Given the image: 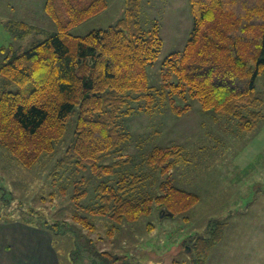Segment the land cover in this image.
<instances>
[{
  "label": "trees",
  "instance_id": "16d2710c",
  "mask_svg": "<svg viewBox=\"0 0 264 264\" xmlns=\"http://www.w3.org/2000/svg\"><path fill=\"white\" fill-rule=\"evenodd\" d=\"M141 2L125 0L123 16L114 24L73 35L69 30L105 9L107 0H45L56 32L23 50L10 45L0 61V147L19 164L28 168L52 153L76 114L74 135L56 167L88 169L98 179L90 203L81 202L88 180L80 176L70 183L71 216L91 230L86 213L133 221L148 214L154 202L173 214L199 201L196 192L173 182L171 169L183 150L177 143L155 145L146 155L147 164L164 176L159 193L142 190L140 172L117 175L128 161L122 152L131 134L124 121L134 113L167 105L181 115L190 109L185 100L190 97L204 111L235 118L242 131L255 130L264 119V99L256 90V78L264 74V0H189L193 28L183 49L163 59L157 87L149 85L147 67L163 44L160 25L142 24ZM8 26L15 38L33 28L21 21ZM57 174L58 169L51 171V182L67 194ZM65 222L45 219L41 227L66 235ZM226 225L213 217L195 237L198 264L222 240ZM90 242L77 252L80 264H126L124 257L92 249Z\"/></svg>",
  "mask_w": 264,
  "mask_h": 264
},
{
  "label": "rangeland",
  "instance_id": "374dc122",
  "mask_svg": "<svg viewBox=\"0 0 264 264\" xmlns=\"http://www.w3.org/2000/svg\"><path fill=\"white\" fill-rule=\"evenodd\" d=\"M44 2L0 0V61L10 45L23 50L56 32L55 23L44 11ZM124 7L125 0H107L105 9L69 32L84 35L92 29L106 28L123 16ZM140 12L145 27H152L154 20L160 25L163 44L147 67L148 83L157 87L163 59L183 49L193 28V16L189 0H142ZM14 21L33 28L15 38L8 26ZM256 90L264 99V74L256 78ZM185 100L191 107L181 115L173 114L164 105L152 112H136L124 121L131 134L122 152L128 161L118 168L117 175L140 172L144 175L142 190L157 194L164 176L147 164L146 155L155 145L180 144L182 154L171 175L175 185L199 195V201L190 209L169 214L154 202L148 214L120 222L86 213L94 228L83 227L71 216L75 206L70 200V183L84 176L88 192L81 202L90 203L95 200L98 179L88 169L56 167L74 135L73 114L55 150L42 155L31 167L22 166L0 147V224L28 221L42 228L45 219H65L66 235H53L45 229L58 264H80L77 252L88 239L92 249L115 253L124 257L126 264H198L195 237L207 230L211 218L226 221L224 217L230 214L222 240L211 246L202 264H264V242L259 241L264 235V119L255 130L242 131L235 118L204 111L194 98ZM260 109L264 112V104ZM112 160L110 157L103 162ZM55 168L57 182L67 187V194L51 182Z\"/></svg>",
  "mask_w": 264,
  "mask_h": 264
},
{
  "label": "crops",
  "instance_id": "0c3cea01",
  "mask_svg": "<svg viewBox=\"0 0 264 264\" xmlns=\"http://www.w3.org/2000/svg\"><path fill=\"white\" fill-rule=\"evenodd\" d=\"M261 208L264 209V204ZM229 216L230 214L224 217L229 221L227 227L230 223ZM261 231L264 232V229ZM39 240L42 245H39ZM50 241L43 228L20 221L1 223L0 264H58ZM259 241L264 242V235H260Z\"/></svg>",
  "mask_w": 264,
  "mask_h": 264
},
{
  "label": "water",
  "instance_id": "95a60500",
  "mask_svg": "<svg viewBox=\"0 0 264 264\" xmlns=\"http://www.w3.org/2000/svg\"><path fill=\"white\" fill-rule=\"evenodd\" d=\"M169 214H171V212H169Z\"/></svg>",
  "mask_w": 264,
  "mask_h": 264
}]
</instances>
